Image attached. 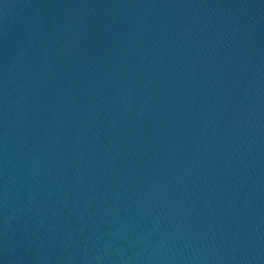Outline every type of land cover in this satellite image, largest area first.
Segmentation results:
<instances>
[{
  "label": "water",
  "instance_id": "water-1",
  "mask_svg": "<svg viewBox=\"0 0 264 264\" xmlns=\"http://www.w3.org/2000/svg\"><path fill=\"white\" fill-rule=\"evenodd\" d=\"M0 264H264V0H0Z\"/></svg>",
  "mask_w": 264,
  "mask_h": 264
}]
</instances>
